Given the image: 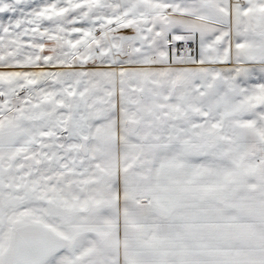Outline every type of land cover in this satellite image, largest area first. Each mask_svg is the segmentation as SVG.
Masks as SVG:
<instances>
[{
	"label": "snow or ice",
	"instance_id": "obj_1",
	"mask_svg": "<svg viewBox=\"0 0 264 264\" xmlns=\"http://www.w3.org/2000/svg\"><path fill=\"white\" fill-rule=\"evenodd\" d=\"M0 264H264V0H0Z\"/></svg>",
	"mask_w": 264,
	"mask_h": 264
}]
</instances>
